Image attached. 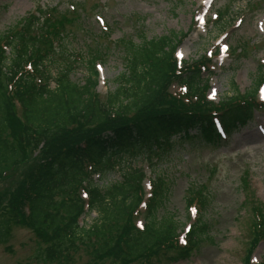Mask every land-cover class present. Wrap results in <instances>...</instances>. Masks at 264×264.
<instances>
[{"label": "trees", "instance_id": "1", "mask_svg": "<svg viewBox=\"0 0 264 264\" xmlns=\"http://www.w3.org/2000/svg\"><path fill=\"white\" fill-rule=\"evenodd\" d=\"M55 7L37 6L0 34V181L25 163L28 153L38 149L32 158H40L19 179L5 204L0 200V244L8 242L12 224H23L44 243L35 254L42 262L67 261L68 249L80 245L96 259L94 264L112 259L145 264L160 252H175L173 260L188 257L210 240L206 220L200 213L184 233V242L178 243L174 216L159 215L168 199L162 178L152 182L138 228L142 172L133 170L103 190L93 184L91 172L102 165L111 169L120 159L155 147L163 149L175 136L185 142L220 141L217 122L227 136L251 120L254 110L264 108L257 100L262 73L244 93L235 91L214 104L206 99L208 85L201 78L208 70V58L177 68L174 51L179 35L142 36L136 44L120 38L127 72L101 100L94 63L103 52L87 60L88 77L82 84L70 79L74 61L68 57L56 77L50 75L48 65L56 56L64 57L67 26L78 17L69 9L57 13ZM173 82L185 90L171 94ZM81 190L89 194L87 202ZM196 191L187 206L196 202L202 209V192ZM85 207L96 215L80 226ZM253 217L245 264H251L252 251L264 241V212L253 208Z\"/></svg>", "mask_w": 264, "mask_h": 264}, {"label": "rangeland", "instance_id": "2", "mask_svg": "<svg viewBox=\"0 0 264 264\" xmlns=\"http://www.w3.org/2000/svg\"><path fill=\"white\" fill-rule=\"evenodd\" d=\"M37 6H56L57 13L69 9L78 14L74 24L66 28L64 57L56 56L48 69L55 78L68 57L74 61L70 79L82 84L88 77L87 60L93 53L103 52L95 62L96 93L101 100L115 90L120 76L127 72L120 38L136 44L142 36L151 39L186 33L175 55L188 62L209 59V71L201 78L208 80L206 96L214 102L251 88L261 70L264 73V0H0V34ZM50 86H54L53 81ZM170 91L178 92L180 86L173 83ZM258 97L264 100V85ZM33 153H28L25 163L0 181L3 204L27 169L40 159L32 158ZM152 165L154 160L150 163L145 158L127 156L120 160L119 167L102 165L101 175L100 171L93 172V184L103 190L141 168L147 195L148 179L159 176L168 190L159 215L168 212L174 216L182 231L180 242L184 240L183 230L200 213H204L210 240L201 242L184 259L172 260L175 252H160L145 264H245L254 225L253 208L264 212V109L230 133L228 140L218 144L175 142L174 148ZM196 190L202 192V209L196 202L186 207ZM81 197L87 200L90 196L82 192ZM95 215L94 211L82 215L81 224H89ZM141 216L139 213L138 225ZM42 246L41 237L30 227L12 224L8 242L0 244V264H94L96 260L86 246L80 245L68 249L67 261L42 262L35 257ZM251 255V264L264 261V242ZM101 264L121 263L112 259Z\"/></svg>", "mask_w": 264, "mask_h": 264}]
</instances>
